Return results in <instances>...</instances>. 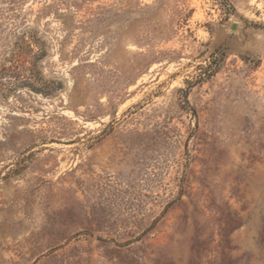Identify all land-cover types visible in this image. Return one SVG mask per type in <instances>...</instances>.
Wrapping results in <instances>:
<instances>
[{
    "label": "rangeland",
    "instance_id": "obj_1",
    "mask_svg": "<svg viewBox=\"0 0 264 264\" xmlns=\"http://www.w3.org/2000/svg\"><path fill=\"white\" fill-rule=\"evenodd\" d=\"M0 264H264V0H0Z\"/></svg>",
    "mask_w": 264,
    "mask_h": 264
},
{
    "label": "trees",
    "instance_id": "obj_2",
    "mask_svg": "<svg viewBox=\"0 0 264 264\" xmlns=\"http://www.w3.org/2000/svg\"><path fill=\"white\" fill-rule=\"evenodd\" d=\"M26 63H27V61H26ZM19 83H21L20 85H25V86H28L29 88L34 87V83L32 82V80L30 78L29 79L20 80Z\"/></svg>",
    "mask_w": 264,
    "mask_h": 264
},
{
    "label": "water",
    "instance_id": "obj_3",
    "mask_svg": "<svg viewBox=\"0 0 264 264\" xmlns=\"http://www.w3.org/2000/svg\"><path fill=\"white\" fill-rule=\"evenodd\" d=\"M231 29H232V30H235V29H236V26H235V25H233V26L231 27Z\"/></svg>",
    "mask_w": 264,
    "mask_h": 264
}]
</instances>
